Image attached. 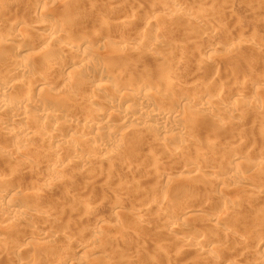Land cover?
I'll list each match as a JSON object with an SVG mask.
<instances>
[{
  "label": "rangeland",
  "instance_id": "obj_1",
  "mask_svg": "<svg viewBox=\"0 0 264 264\" xmlns=\"http://www.w3.org/2000/svg\"><path fill=\"white\" fill-rule=\"evenodd\" d=\"M47 1L13 0L10 3H3L7 6L4 5L5 10L0 9V19L11 21L17 19L19 23L10 29L0 26L2 27L0 34L11 35V33H18L20 29L29 28L28 25L31 26L40 21L36 16V11L40 12L45 7H47L45 8L46 12L48 11L47 14L50 13L49 20L52 17L51 21L58 24L63 23L66 29L72 27L74 22H80L79 25L73 27L79 35L80 33L87 34L90 29L101 34L103 28L95 20L100 15H107L110 12V21L115 24L107 32L108 37L104 40L106 48L102 47L99 50L101 53L103 52V56L107 57V61H115L117 58L115 50H124L125 47L132 48L134 39L139 36L143 39L141 46L145 50L158 44L159 47L163 45L160 47L162 60L164 62L167 60L168 63H165L169 64L165 73L169 74L172 70L171 72L178 74L177 80L174 81L176 82V86L174 85L175 100L179 97L191 99L193 96L194 100H192L196 102L200 97L215 99L217 96L218 101H216L219 107L234 106L238 113L235 116L228 115L222 118V126L218 127L213 124L211 119L197 118L196 113L199 105L194 103L182 107L174 101L171 104L175 110L181 111L186 125L167 132V135L171 137L178 133L184 134L194 140L195 144L190 143L191 147L185 144L182 149L176 145L177 143L171 144L169 141L165 145L158 139L156 132H153V125L144 127L145 129L142 127L144 131L140 128H122L117 134L122 139L121 147L119 149L108 148L112 156L115 155L112 157V161L105 164L98 162L94 168L93 165L82 166L69 162L67 153H64L66 159L64 157L65 160H63L61 157L64 168L61 173L62 177L50 188L40 189L38 198L34 197L32 190L40 187L48 176L38 165L25 164L24 153L44 152L46 156L42 160L46 163H55L59 158L57 159V156L55 158V155L51 153L54 148L51 144L38 142L34 139L25 144L24 148L20 150V154L17 153L19 155H14V153H10V155L4 147L9 145L11 147L14 140L12 141L0 132V149H2V153L0 152V189L5 186L8 189L10 186V188L18 190L15 194L9 188L10 192L8 191L0 201L6 203L21 200L35 206L34 208L50 209L51 211L54 209L48 220L29 217L22 221H15L0 214V231H4L3 235L0 234L1 263L50 264L60 251H64L63 253L69 257L68 259L76 264H124L125 261L128 264H251L253 261L256 262L262 253L258 244L250 243L238 246L236 242L245 235L254 234L253 228L251 229L252 225L250 223L248 225V218L257 212V208L264 206V87H250L242 79L246 77L264 81V0ZM169 9L177 10L175 18L168 19L165 16L166 10ZM191 13L203 15L204 20L188 21L187 17ZM149 17H152L150 24L154 23L153 26L148 23ZM155 32L161 33V41H163L161 44L155 41ZM230 43L238 46L234 50H230L232 47ZM210 44L220 46V52L211 55ZM228 47L230 51L227 49ZM192 48H196V51H192ZM167 50L175 55L168 57ZM197 50H200L201 53L198 54ZM183 53L206 55L208 63L200 68H191L193 62L188 61L186 62L187 66L179 68L177 59ZM148 58H142L141 63L138 61L141 64L138 63L140 67L136 65V59L129 60L130 65L125 66L130 68L128 77L139 80L145 75V69L146 72L147 69L152 70L154 75L156 71L153 70H157L158 64L153 58L152 60ZM124 60L125 58L122 57L120 61ZM210 90L215 91L212 92L214 95L206 94V91ZM74 101L79 102V100ZM81 103L83 110L89 112L90 106ZM112 108L119 109V107ZM74 115V119L79 118L76 116L77 113ZM59 123L55 124L66 132V140L70 135L84 133L81 128ZM35 130L39 131L37 128ZM236 137L241 141V144L244 143L242 144L244 145L242 154L247 151L251 153L254 150L258 152V155L253 153L256 157L249 160L242 156L236 161L238 166H228V158H233L235 152L228 151L224 144L234 140L238 142ZM208 141L211 144L214 143L213 150L215 151L209 149ZM174 146L186 150L183 151V156H180V159L174 157L175 160L169 156L168 159L166 153L162 152V148L174 149L176 148ZM86 153H88L87 148H84V154ZM152 154H154L153 157H151ZM198 155H206L207 158L213 156L216 159L210 164H201L203 167L197 166L198 169H202L199 170L202 174L199 177L192 174L195 178H191L192 175L187 172L175 171L163 181L159 179L158 181L157 176H151L146 172V166L154 162V159H148V157H155L157 158L155 162L159 161L160 163L154 162L157 165V170L150 171L156 175L160 173L163 166H167L171 161L172 164L169 163V165L174 169L173 167H180L181 164L189 165L193 162L192 159L195 160V156L199 158ZM164 161L167 162L166 165H164ZM255 161H262L263 164L260 167H255ZM126 162L134 168L126 169L124 165ZM92 169L98 172L93 180L82 176L85 171H92ZM206 169L209 172H206ZM213 171L218 174L217 177ZM211 177L213 179L207 183L206 181ZM238 177L253 179L256 182L254 183L256 195H250V189L254 185H247L239 189L237 187L240 186L236 184L229 185L230 187L215 185V178L235 180ZM122 184L128 187L124 193L119 190L123 186ZM223 187L227 189L225 190ZM153 189L154 192H152ZM118 195L123 197V200L119 198L121 202L119 199L114 201ZM62 196L66 206L57 208L56 199ZM165 199L172 204L171 211L170 207L168 209L159 207L160 201ZM114 202H118V204ZM145 202L153 204L146 211L142 208ZM117 205L119 206L116 207ZM187 205L189 206L188 211L183 212ZM86 206L92 207L93 211L90 215L79 214L75 211L79 208L84 210ZM262 208L264 207H260V209ZM142 209L145 212L139 211ZM225 209L228 212L231 209H237L236 211L239 210V212H229L226 219V216H223L225 214L222 215V213H228ZM205 211L221 213L223 218L221 215L218 216L223 223L225 222L223 232L222 229L213 227L212 229L207 225L204 217ZM116 212L119 215H114ZM244 212H246L245 216ZM138 214H142L141 218H138ZM246 215L248 216L246 217ZM161 218L162 221L163 218L167 221H159ZM224 218L226 221L223 220ZM42 224L48 235L45 239H32L26 236L27 229L39 228ZM174 224H177L179 228L172 229ZM263 230L264 228L262 229L263 234L260 233L262 237L264 236ZM240 232L241 234L238 235ZM54 234H58L59 237L52 238L51 235ZM233 234L235 235L233 236ZM61 235L64 237L62 238ZM184 235L194 236L192 246L187 248L188 252L186 250V253L175 257L170 252L179 246L178 244L181 243L179 240ZM253 237L256 236L253 235ZM197 241L208 243L214 247L215 262L204 261L205 251L194 247ZM77 245L85 247L88 250L87 253L79 252ZM15 246L22 247L23 251L20 253L14 251ZM159 248L162 250L159 251ZM94 250L98 253L88 256ZM155 253L160 255L152 259ZM49 255L52 257L49 258Z\"/></svg>",
  "mask_w": 264,
  "mask_h": 264
},
{
  "label": "bare ground",
  "instance_id": "obj_2",
  "mask_svg": "<svg viewBox=\"0 0 264 264\" xmlns=\"http://www.w3.org/2000/svg\"><path fill=\"white\" fill-rule=\"evenodd\" d=\"M48 1L54 2L55 0ZM7 2L10 3L13 2V0H6L4 2L0 1V9L3 10L4 5H6L3 3ZM45 8L40 12L36 11V16L40 21L36 22L34 25H28L29 28H23L22 30L20 29L18 30V33H11V35L0 34V132L2 134H5V136H7L12 141L14 140V143L13 145H11V147L9 145L8 147H4V149L6 148L7 153L9 152L8 154L14 153V155H19L20 150L24 148L25 144L35 139L38 140V142L40 141L43 143L51 144V146L54 148V150L52 149L53 151L51 153L55 155V158L56 156L57 159L59 158V160L55 163H46L42 160L43 158L45 159L46 156V153L44 152H23V161L25 162V164L38 165V167H40L41 170L48 176L40 187H36L32 190V194L34 195V197L38 198L40 189L50 188L56 181H58L62 177L61 173L64 169L62 166V161L66 159L64 153H67V159L69 160V162L71 161L82 166H94L98 162L105 164L112 161V157L115 155L112 156L111 151H109L110 149L108 148L113 147L114 149H119V147H121L122 139L119 138L117 134L122 128H140V130H142L144 127L146 128L149 125H153V132H156L158 139L163 141L165 145H167L166 142L169 141L171 144L177 143L176 145L178 147H185V144H188L190 146V143H194V140L192 138L190 139V137H186L184 134L178 133L175 134V136L171 137L167 135V132L177 127L186 125V123L183 121L182 114L180 113L181 111L175 110L173 108L174 106L171 103L174 101H176L177 104L182 107L190 106L194 103L199 105L196 113L198 115H196L197 118L204 117V119H211L213 124L218 127L222 126V118H225L228 115H237L238 110L234 106L219 107L217 105V96H215V99H204L200 97L197 98L196 102L193 101V96L191 99L179 97L175 100L174 85L176 84V82L174 81L177 80L178 74L175 72H171L172 70L169 74L165 73V71H167V65L169 64L166 65V63H168L166 62L167 60L165 61L166 63L162 60V52L160 47H162L163 45H160L159 47L158 44L151 49L145 50L141 46V41L143 39L139 36L134 39L135 42L132 43V48L125 47L124 50H115V55L117 56L115 61H107V57L103 56V52L101 53L99 50L102 47L106 48V42H104V40L108 37L107 32L109 28L114 26L115 24L110 21V12L108 13L109 15H100L95 20V22H98L99 25L103 28L101 34L90 29L87 34L83 35L82 33H80L79 35L73 27L79 25L80 22H74V25L72 27L66 29L63 23L58 24L55 21H51L53 20L52 17L51 20H49L50 13L48 15V11L46 12L47 9ZM176 12V9L166 10L165 16L168 19L175 18L177 15ZM51 16L54 15L51 14ZM151 18H148L149 25L154 24L152 22V24H150ZM187 20L203 21L204 17L201 14L191 13L187 17ZM17 23H19L17 19H15V21L0 19V26L7 29H10L13 26L15 27L16 25H18ZM2 27L0 28L2 29ZM154 37L156 42H159L160 44L163 42L161 41L162 35L160 32H155ZM237 46L238 45H235L233 43L230 50H234ZM219 48L220 46L218 45L210 44L209 51L211 52V55H215L219 51ZM195 49L192 48V51ZM227 49L229 50V47ZM258 50H260V48H258ZM199 51L197 50L198 54L201 53ZM174 55L175 54H173V52L168 51V57ZM122 57L125 58L123 62L120 61ZM145 57H149L151 58V60L153 58L154 61H156V63L159 65H157L158 68L156 67L157 70H153L156 71V73L153 75L152 70L147 69L146 72L145 69V75L143 77H140L139 80L129 78L128 71L130 68L125 67L126 65H130L129 60L136 59V65H138L139 62L141 63L142 58ZM188 61L193 62V66L191 68H200L204 65H207L208 63L206 55L200 56L197 54L194 55L193 53H183L179 57V59H177V66L179 68H184L185 66H187L186 62ZM189 63L187 64L190 67ZM242 79L245 80V82L249 84L250 87H264V81L258 79L253 80L246 77ZM212 92L213 91L211 90L206 91V94L214 95L213 93L215 91L213 93ZM172 98H174V100H172ZM74 100H79V102H76ZM81 102L90 106L89 108L91 109H89V112L83 110ZM112 107H119V109H113ZM74 113H77L76 116H79V118L76 117L74 119ZM113 118H115L114 121ZM59 122H61V124H64L65 126H76L78 128H81L84 133L82 135H70L66 140V132L63 131L61 127H58L57 124H55ZM35 128L39 129V131L37 132ZM236 141H238L239 143L235 142L234 140L232 142H225L226 144H224L228 151L235 152L233 158H228V166H238L239 164L236 161L242 156L245 157V159L249 160L256 157L253 155V153H255V155H258V152H255L254 150V152L252 151L250 153L249 151H247L246 153L242 154V150L244 147V145L242 144L244 143L241 144V141H239V139H237ZM91 142L94 144H92ZM209 143L211 144V142ZM210 144L209 149L211 148V150H213L215 148L213 145L214 143H212L211 145ZM178 147H176L177 149H169L168 147H164L162 148V152L166 153L167 157H175L177 159L179 157L180 159V156H183L184 150H182L183 147L182 149H179ZM84 148H87L88 153L84 154ZM1 151L2 149H0V152ZM154 154H152L151 157H153ZM251 155H253L254 157ZM156 156L158 155L156 154ZM61 157L63 158V160L61 159ZM151 157H148V159H154V162L155 159L157 160V158ZM212 157L207 158L206 155H201L199 156V158H196L195 156V160L192 159L193 162L189 163V165L181 164L180 167L172 165L176 167H173L174 169H172V167L169 165V163H171L172 161L170 160L171 162H169L167 159V161L169 162L167 166H163L162 164L163 167L160 173H155L156 175L151 172L157 170V165H155V163L158 164L159 161L158 163H154L151 160L152 163L146 166V172L148 174L150 173L151 176H157L156 179H159L160 181H163L168 175L174 173L175 171H179L180 173L187 172L190 175L193 174L195 177H199L200 175H202L200 174L201 171L199 170L202 169H198L197 166L200 165L201 167H203L201 164H210V162L216 160L214 159L215 157ZM165 163L167 162L164 161V165H166ZM255 163V167H260V165L263 164L262 161H255ZM124 165L126 169L134 168L127 162ZM94 170L95 169H92V171L88 172L85 171L82 176L88 180H93L94 176L98 173L96 172L97 170ZM206 172H209L208 169H206ZM193 175L191 176V178H195L193 177ZM214 175L215 177L218 176V174H215V172ZM238 178L235 180L231 178H215V185L218 187V185L233 186L236 184L237 186H240H235L239 189L241 187L243 188L244 186L246 187L247 185H254V183H256L253 181V179L248 177H245L243 179ZM211 179L213 178L211 177L206 182H210ZM6 187L7 186L0 189V199L6 196V193H8L10 189H12L10 188V186L8 187V189L10 188L9 190ZM126 188L128 189L126 185H123L119 190L124 193V190ZM132 188L130 189L133 190L134 188ZM226 189L227 188H225V190ZM250 190V195H256V185H254V187H252ZM11 191L15 192L16 194L18 190L14 188ZM152 192H154V189ZM223 192L226 191L223 190ZM120 196H116L114 201H118L119 198H123ZM121 199H119V202H121ZM65 203L66 202L63 196L56 199V205L58 206L57 208L63 207ZM115 204H118V202ZM152 205V202H145L142 208H144V210L146 211V209L152 207ZM118 206L119 205H117L116 207ZM187 206H185L183 212L188 211L189 206L188 208ZM34 207L35 206L26 204L21 200H15L13 202L10 201L6 203L0 201V214L8 219H14L15 221H22L29 217H39L48 220V217L51 216V213H53L54 211V209L53 211H51L50 209L45 210ZM159 207L162 209H168L170 207L169 209L171 211L172 204L169 200L165 199L162 202L160 201ZM260 207L264 206L262 205ZM260 207L259 209H256L257 212L254 213L253 216L248 218V225L249 223L252 225L251 229L253 228V235H255L256 237L254 238L253 235L248 234V236L245 235L239 238L238 242H236L238 246H243L250 243L258 244L259 248L262 250L261 256H259V259L256 262L253 261L251 262V264H264V236H260V233L263 234L262 229L264 228V208L260 209ZM237 209H231L229 210V212L233 211V213H238L239 210L236 211ZM75 211H77L79 214L82 213L83 215H90L93 210L91 206H86L84 210H81L79 208V210ZM139 211L142 212L143 209ZM206 211V215L204 217L206 218L205 221L207 222V225L211 226V228L213 227L214 229H222L223 232V226L225 222L223 223V221L218 216L221 215V213L217 214L216 212V215L214 212ZM229 212L222 213V215L225 214L223 216H226L227 219ZM245 213L246 212L243 213L244 216ZM116 214L119 215L117 212L114 215ZM141 215L142 214H138V218H141ZM247 216L248 215H246V217ZM223 220H225V218ZM159 221H162V218L161 220L159 219ZM165 221L167 220L163 218L162 222ZM176 227L177 224H174L172 229H176ZM43 228H45V226H43L42 224L41 226H39V228L34 227L31 229H27L26 236L32 239H45V237H47L48 235L45 232L46 229L44 230ZM3 232L4 231H0V234L3 235ZM241 232L238 233V235L241 234ZM234 235L235 234H233V236ZM51 236L52 238L57 239L56 237L58 236V234H54ZM63 237L64 236H62V238ZM193 239V235L189 237L184 235V237L179 240V242H181L180 244L182 245L180 246V244H178L179 246L176 247L177 249H171L172 251L170 253H173V256L177 257L179 256V254L182 255V253H184L186 250L188 252V249L192 246ZM77 247L78 251L83 252L84 254L88 251L85 249V247H81V245H77ZM194 247L196 249L202 250L203 252L205 251L206 254L204 261H216V257L214 255L215 251L213 252L214 247H212L208 243L197 241L195 242ZM13 249L18 253L23 251V248L19 246H15ZM158 250L157 252L159 253L162 248L159 251ZM94 251L93 253H90L89 251L90 254L87 255L93 256L98 253V251ZM63 252L64 251L58 252L57 256L55 255L56 259H53V262H51L50 264H76V262L70 261V259H68L69 257ZM159 255L155 253L152 259L157 258ZM51 257L52 255L49 258ZM125 262L126 263L124 264H128L127 261ZM0 264H3V262L1 263L0 261ZM19 264L26 263L21 262Z\"/></svg>",
  "mask_w": 264,
  "mask_h": 264
}]
</instances>
